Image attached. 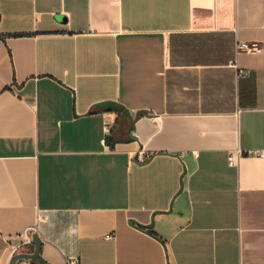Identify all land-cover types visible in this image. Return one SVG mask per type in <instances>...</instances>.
<instances>
[{
	"label": "crops",
	"instance_id": "obj_1",
	"mask_svg": "<svg viewBox=\"0 0 264 264\" xmlns=\"http://www.w3.org/2000/svg\"><path fill=\"white\" fill-rule=\"evenodd\" d=\"M262 150L264 0H0V264H264Z\"/></svg>",
	"mask_w": 264,
	"mask_h": 264
},
{
	"label": "built area",
	"instance_id": "obj_2",
	"mask_svg": "<svg viewBox=\"0 0 264 264\" xmlns=\"http://www.w3.org/2000/svg\"><path fill=\"white\" fill-rule=\"evenodd\" d=\"M236 50L238 52H259L262 50V44L260 42L257 41H253V42H248V41H239L236 45ZM249 73L248 70H244L241 69L239 70V75H247ZM251 154H256V155H264V151H252L250 152ZM242 151L240 149H236L230 152L229 156H228V161L230 165H236L239 156H241ZM137 159L144 163L146 161L149 160V157L145 155V151L143 149H141L138 154H137ZM36 227L35 226H31L30 228H28V231L25 233V237H24V241L22 243H20L19 245L15 246L13 248V253H16L21 247L26 246L31 244L32 242V236H31V232L35 231ZM68 264H77L76 260H70Z\"/></svg>",
	"mask_w": 264,
	"mask_h": 264
},
{
	"label": "water",
	"instance_id": "obj_3",
	"mask_svg": "<svg viewBox=\"0 0 264 264\" xmlns=\"http://www.w3.org/2000/svg\"><path fill=\"white\" fill-rule=\"evenodd\" d=\"M34 251L33 252H19L14 254L9 264H16L20 259H31L32 261L38 262L40 260V251L42 246V239L38 233L33 234Z\"/></svg>",
	"mask_w": 264,
	"mask_h": 264
},
{
	"label": "trees",
	"instance_id": "obj_4",
	"mask_svg": "<svg viewBox=\"0 0 264 264\" xmlns=\"http://www.w3.org/2000/svg\"><path fill=\"white\" fill-rule=\"evenodd\" d=\"M33 264H47L41 257L40 260L38 262L36 261H32Z\"/></svg>",
	"mask_w": 264,
	"mask_h": 264
}]
</instances>
